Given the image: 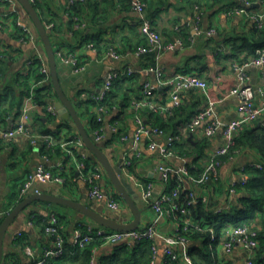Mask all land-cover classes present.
Returning <instances> with one entry per match:
<instances>
[{
	"label": "crops",
	"instance_id": "0c3cea01",
	"mask_svg": "<svg viewBox=\"0 0 264 264\" xmlns=\"http://www.w3.org/2000/svg\"><path fill=\"white\" fill-rule=\"evenodd\" d=\"M164 1L163 3L159 0H148L146 16L160 34L163 45L171 44L176 39H182L185 46L182 49L165 51L157 60L155 53L137 54V50L149 46V42L141 32L139 15L131 7L121 3V0H90L89 6L81 14L87 26L83 30H77L83 32L86 39L82 36H74L73 32L69 31L71 14L68 9V0H36L40 5L38 12L56 25L57 43L54 50L67 54L72 53L77 56L81 65L87 66L85 73L76 74L73 65L62 61L57 56L58 75L62 88L73 103L85 127H90L91 112H94L89 104H84L81 100L91 99L102 88L103 82L110 72L124 68L134 70V75L129 77L132 80L126 85L130 98L132 96L138 97L142 87L145 84H150L154 87V100L161 104L168 103V93L167 88L163 85V80L157 75V67L164 69L165 79L183 73L196 74L205 78L209 84L210 98L221 101L215 106L214 113L201 128L213 121L228 123L242 117L239 111L240 100L235 96H230L229 93L237 84L234 65L242 64L244 61L239 63L234 59L225 58L226 54L231 53V42L238 39V36L251 37L255 28L253 21L243 15L227 16L225 9L232 4L239 5V0ZM195 6L200 8L201 13L197 34L193 30ZM17 20L27 24L34 33H37L30 16L17 0H0V93L2 94L6 87L12 88L16 93L22 91L18 82L20 79L22 80L21 76L28 69V63L36 56L35 46L31 43L22 42L21 33L15 24ZM210 31L215 33L209 35L208 32ZM193 34H195L194 42H191L190 37ZM41 45L39 51L47 57L42 42ZM221 48H224L223 52L220 51ZM109 49L116 50L122 56L121 60L116 61L106 56L104 52ZM220 53L222 54L221 57H219ZM247 74L255 97L260 101V91L264 90V66L251 65L247 68ZM33 80L34 77L31 75L29 77L31 85ZM47 85L48 83L44 86ZM46 103H52L56 106L58 97L52 96L46 100ZM206 107L207 98L205 95L197 89H192L183 95V104L170 119V123L165 122V118L163 117L162 120V117L158 115L157 117L163 121L164 126L153 122V119L150 122L153 126L164 127L163 129L167 133L175 132L191 116ZM8 108L9 105L6 104L0 109V131L10 128L16 122L17 117L13 115V112L11 114L6 112ZM4 115L5 117H2ZM133 118V111L129 107L120 105V107L113 108L106 117L105 137L97 142L106 153L112 166L119 167V171L123 156L132 145V136L135 131ZM113 121L117 124V132H113L110 128ZM147 121L149 122L148 119ZM257 122L263 123L262 120ZM67 126L73 129L69 130ZM31 129L39 133L50 131L57 140L69 141L77 135L76 128L72 127L70 122L60 115L52 117L47 112H34L32 114ZM121 134L127 135L128 139L121 141L119 139ZM190 138L191 140H201L206 137L200 132L191 134ZM156 140L161 145L166 144V137H159ZM222 140L221 131L214 138L209 139L211 145L206 149L209 158ZM79 150L82 152L84 150L86 154L84 160L86 172L94 168L99 169L102 173L99 184L105 193L112 198L120 196L102 166L88 158V150L86 148ZM141 150L143 158L137 165V172L142 178L152 179L158 184L159 175L155 171L158 153L148 151L145 141L141 144ZM65 156V152L59 146L48 148L42 144H33L25 136H18L15 139H2L0 136V213L11 212L23 200L19 198V192L28 174L34 173L40 165L56 171L57 165L66 161ZM258 160L259 158L254 153L242 150L232 163L225 164L220 169L222 183L217 187H212L213 201H217L214 207H217L225 198V184L231 178V168L236 169L239 164ZM60 176L65 179L64 184L37 181L34 187L39 193L60 194L123 223L132 221V215L122 213L124 209L129 210L122 198L118 199L123 203L120 211L110 209L106 199L91 198L89 195L90 185L87 180L79 175L73 162L69 161V165ZM125 185L138 198L139 208L142 210L139 226L148 225L154 219L152 209L141 201L139 192L128 180L125 181ZM242 197L243 193L237 191L231 197V208H237ZM141 203L144 204L145 209L140 207ZM147 210L151 212V215H147L146 222L142 223L143 213ZM53 214L66 218L64 231L70 243L76 223L83 222L95 226L89 219L68 207L35 202L19 215L9 229L4 239L2 264H30L41 260L45 251L51 248L52 242L44 232V224L49 221ZM176 227L177 224L173 221H163L159 224L160 235L155 240L159 249L156 264L163 263L166 247L165 237L173 234ZM257 228L260 230L259 227ZM194 244L189 242L180 245L178 247L179 254L181 256L189 254V250ZM115 247L116 245H102L94 254L96 261L94 264H99L101 258L113 253ZM212 248L213 256L218 264H246L248 251L240 246H236L230 252L225 251L221 245L214 246L212 244ZM27 249L31 250L32 255L28 253ZM258 256L257 251L254 256V264H264V254L261 257ZM258 261L260 262L258 263ZM46 264L65 263L63 260L49 259Z\"/></svg>",
	"mask_w": 264,
	"mask_h": 264
},
{
	"label": "built area",
	"instance_id": "2783aa9c",
	"mask_svg": "<svg viewBox=\"0 0 264 264\" xmlns=\"http://www.w3.org/2000/svg\"><path fill=\"white\" fill-rule=\"evenodd\" d=\"M32 3L35 0H30ZM87 0H68V9L76 2L85 3ZM131 9L139 15L140 27L142 34L147 38L149 46L142 47L137 50V54H150L155 53L157 60L160 55L165 51H174L182 49L185 43L182 39H176L175 42L163 45L160 34L154 28L152 21L147 18L146 10L147 4L144 0H129ZM240 5H232L225 9L227 16L243 15L247 19L253 21L255 28L264 29V0H239ZM259 7L258 9L256 7ZM70 13V9H69ZM193 30L197 34L199 31L201 13L198 6L194 7ZM71 15H73L71 13ZM74 30H83L86 28L87 23L82 17H73ZM17 29L21 33L22 42L31 43L36 48V56L28 63V69L25 71L24 76L29 75L32 67H38L41 74L44 76L43 81L31 85L28 95L25 97L20 112L17 116L16 122L13 126L6 130L0 131L2 139H15L18 136H25L30 139L33 144H42L48 148L59 146L66 154V161L60 162L56 171L48 169L40 165L34 173L28 174L19 192V198L24 199L28 196L39 194V191L34 187L37 181L46 183L64 184L65 179L60 176L63 173L69 161L73 162L79 175L90 185L89 195L93 199H106L110 209L120 211L122 208L121 201L107 195L103 188L100 186L99 181L102 178V173L99 169L94 168L86 172V164L84 162L86 154L79 149H84L85 144L80 137L76 135L72 140H57L53 134L39 133L31 129L32 114L34 112L41 113L47 112L52 117H57L58 112L55 105L52 103L39 104L35 100V89L49 83L50 69L49 62L46 55L39 51L41 41L37 34L25 23L20 20L15 22ZM47 30H52L54 24L51 23L46 26ZM1 29V27H0ZM215 32H208L213 35ZM195 34L191 35L190 41L194 42ZM224 48L220 51L223 52ZM106 56L116 61H120L122 56L114 49H109ZM61 58L62 61L73 65L76 74L85 73L87 70L86 65H81L77 56L72 53L56 52V57ZM264 66V49L260 51L257 58L250 59L242 64H235L234 69L236 72L237 84L230 91V96H235L240 100L239 111L242 117L232 120L228 123L220 121H213L201 128L204 122L214 113L215 106L221 101L212 99L209 96V84L205 78L196 74H175L170 78L165 79V71L163 68L157 67V75L163 80V85L167 88L168 103L161 104L154 100L153 90L150 84H145L142 87L141 93L138 97L132 96L129 101V108L133 111L135 123V131L132 136V145L129 150L124 154L121 167L120 179L125 183L128 180L131 185L139 192L141 201L152 209L154 219L148 225L138 227L136 230L130 232H117L108 231L103 228H96L92 230L89 228L87 232L80 229H74L72 235V246L75 249L82 250L86 245L91 243L95 237L109 245H131L139 243L143 240H148L152 243V262L156 264L159 249L156 246L155 240L159 237L158 230L159 224L163 221L176 222L177 227L173 234L165 237L166 247L164 254L172 261H180L183 264H193V260L189 254L181 256L178 252V247L189 243V239L184 236L190 231H202L204 226L198 221L196 222L193 217L192 211L189 209L192 206L203 205L208 207L214 200V193L212 187H217L222 183L220 169L228 163H232L236 156H239L240 150H233L235 146V138L240 129L248 123L257 122L262 120L264 123V90L260 91V101L256 99L253 88L249 83V76L247 68L251 65ZM134 75V70L131 68H124L110 72L102 85V88L97 94L93 95L92 99L95 102L92 110L95 115V122L99 127L94 129L92 139L95 143L100 142L105 137V123L106 117L110 113V109L106 104V100L112 91L115 80L121 76L122 78H129ZM192 89L201 91L207 98V107L200 110L186 122L183 123L174 132L167 133L163 128L153 126L149 117L143 116V111L152 112L165 119L172 118L176 111L181 108L183 104V95ZM149 120V122L147 121ZM110 126L113 132H117V124L112 122ZM222 132V142L215 148L209 160L205 163L202 173L195 177L191 175L188 164L192 161L188 158L177 156L173 152L175 144L180 143L184 139H189L193 133L202 132L203 136L207 139L214 138L217 133ZM159 137H166V144L161 145L156 139ZM119 139L126 141L128 136L121 134ZM145 141V146L150 152L158 153V161L155 166V171L159 175L158 184L152 180L142 178L137 172V165L143 158L141 144ZM74 149H78L79 156ZM233 150V151H232ZM232 155H231V154ZM228 160L224 161L223 158L227 157ZM136 158L138 163L132 167L131 160ZM170 160L174 161L172 165ZM258 170L264 172V156L258 161H249L244 164H239L236 169L231 168L230 179L225 184L226 195L223 201L213 207V214L218 215L225 213L231 208V197L237 193L239 186L246 185L249 170ZM60 174V175H59ZM173 179L174 187L169 190L166 188L169 181ZM1 183V182H0ZM211 187V188H210ZM158 189V191H157ZM184 193L187 207L185 204L179 203L181 195ZM9 212L0 213V223L2 219ZM63 226L59 224L57 215L53 214L49 221L44 226V232L51 240V248L47 249L41 260L32 262L30 264H46L47 260H59L66 250L65 236L63 233ZM211 239L210 242L214 246L221 245L222 248L230 252L236 246L242 247L248 251L246 264H254V256L256 255L259 247V229L249 225H227L223 227L220 232L210 229ZM28 253L32 255L30 249ZM97 250L94 251V254ZM95 258L91 260L94 264Z\"/></svg>",
	"mask_w": 264,
	"mask_h": 264
},
{
	"label": "trees",
	"instance_id": "16d2710c",
	"mask_svg": "<svg viewBox=\"0 0 264 264\" xmlns=\"http://www.w3.org/2000/svg\"><path fill=\"white\" fill-rule=\"evenodd\" d=\"M147 1L148 0H144L146 4ZM159 1L163 3L165 2L164 0ZM89 2L90 0H87L85 3L76 2L72 7L69 8L70 14H73L71 15V23H69V31L73 32L74 36H82L84 39H86V36L83 34V32L74 30L73 17H81L82 12H84L85 9L89 6ZM121 3H124L131 7L129 0H121ZM33 5L37 9V11L40 9V5L38 4V2H36V0ZM39 14L45 27L53 23L52 21L45 19L44 16L41 15V13ZM55 26L56 25L54 24V28L52 30H48L53 47H55L57 43ZM231 43V53L229 55L226 54L225 58L234 59L239 63H242L243 61H249L252 58H257L260 55V51L264 49V29L259 30L257 28H254L251 37L246 38L244 36H238V39H234ZM56 52L57 51L55 50V53ZM221 55L222 54L220 53L219 57H221ZM29 75H32L34 77V83H40L44 79V76L41 74L38 67H32ZM21 78L22 80L20 79L18 85L21 86L22 91L16 93L12 88L6 87L4 93H0V109L3 107V105L8 104L9 108L6 112H9V114L13 112V115H15V117L18 116L23 99L28 95L31 89V82L29 81V77L23 75L21 76ZM49 80L50 83H48L47 86L43 85L35 89V100L41 105L46 104V100L48 98H51L52 96L57 97L55 89L52 85L51 78ZM130 80H132V78L125 79L121 76H119V78L115 80L112 91L110 92L106 100V104L108 105L110 111L117 106L120 107V105L127 108L129 107L130 95L126 88V85L129 84ZM81 102H83L84 104H89L90 107H92L95 103L92 98L87 99V101L81 100ZM142 115L149 117L150 121H152L153 119V122L160 123L164 126L163 121H161V119L163 120V118L159 119L156 114L152 112H145L142 113ZM2 117H5V115ZM170 119L171 118L164 119V121L170 123ZM38 120L40 121L41 119ZM67 127L69 130L73 129L70 126ZM98 127L99 124L95 122V115L91 112L90 127L88 128L86 126L85 128L89 135H92L94 129ZM160 127L164 128L162 126ZM42 133L52 134L50 131H42ZM174 133L176 134V132ZM210 145L211 142L207 138L201 140L184 139L180 143L174 145L173 152L179 157L188 158L192 161V164H188V167L190 169L191 175L197 177L202 173L205 163L209 160L206 149ZM233 150H244L251 152L252 154L254 153L259 159L263 157L264 123L259 124V122H256L245 124L240 129L235 138V146ZM74 151L79 156L80 152L78 151V149H74ZM229 156L230 155L224 157L223 160H228ZM131 162L132 167L130 168L132 169L133 166L138 163V160L136 158H133ZM170 162L172 163V165L175 164V162L172 160H170ZM247 176L248 180L246 185L239 186L237 189V191L243 193V197L240 200V205L237 208H231L225 213L214 215L212 213V209L217 204V201H213V203H211L208 207L203 205L192 206L191 208L189 207V209L193 213L194 220L196 222L199 221L200 223L202 221L201 224L204 226L202 231H190L189 233H186L184 235L189 239V242L195 243L189 250V255L193 260V264H218L212 252L213 248L210 242V229H213L214 231L219 233L220 230L227 225H249L256 228L259 227L260 247L258 249V257H261L264 254V172L251 169L247 172ZM172 187H174L173 179L169 181L166 188L169 190ZM185 198L186 197L183 193L181 195V198L179 199V203L185 204V206L187 207ZM115 199H121V196H117ZM57 217L59 219V224L64 228V226L66 225V218L60 216ZM95 226L79 222L76 223L74 229H80L87 232L89 228H91L92 230L100 228L96 224ZM63 233L65 236L66 250L64 252V255L56 261L63 260L65 264H91L94 251L98 250L103 245V242L95 237L93 241H91V243L84 247V249L79 250L73 248L72 243L68 241L64 230ZM163 258L164 259L162 264H183L180 261H172L166 255H164ZM152 259V243L148 240H143L139 243L134 244L133 246H129L126 244L117 245L113 253L101 258L99 264H151ZM259 262L260 261H258V263Z\"/></svg>",
	"mask_w": 264,
	"mask_h": 264
},
{
	"label": "water",
	"instance_id": "95a60500",
	"mask_svg": "<svg viewBox=\"0 0 264 264\" xmlns=\"http://www.w3.org/2000/svg\"><path fill=\"white\" fill-rule=\"evenodd\" d=\"M17 1L30 16L37 31L36 34L40 38V41L42 42L47 54L52 85L58 97V103L55 106L58 115H60L66 121L70 122V125L72 127L76 128L77 134L80 135L86 149L89 152L90 156L88 155V158L99 163L105 170L118 194L128 206L133 219L128 223H123L122 221H119L117 219L104 216L93 208L63 197L60 194L49 195L46 193H39L28 196L20 203H18L15 208L2 219L0 223V264H2L4 257V239L9 229L11 228L15 220L19 217V215L35 202H46L68 207L80 213L83 217H86L98 227L110 231L130 232L136 230L139 227L142 218V210L139 208L138 198L129 191L128 187L120 179L119 167H113L103 149L93 141L91 135H89V133L87 132L85 125L82 122L73 103L65 94L58 75L56 53L49 36V31L45 27L39 12L30 0ZM189 140H191V138H189Z\"/></svg>",
	"mask_w": 264,
	"mask_h": 264
},
{
	"label": "rangeland",
	"instance_id": "374dc122",
	"mask_svg": "<svg viewBox=\"0 0 264 264\" xmlns=\"http://www.w3.org/2000/svg\"><path fill=\"white\" fill-rule=\"evenodd\" d=\"M150 161H151V160H150ZM118 201H120V200H118ZM121 203H122V202H121ZM140 207H141L142 209H145V206H144L143 203L140 204ZM122 213H123V214H128V215L131 216L130 211L127 210V209H124V210L122 211ZM147 215H151V212H150L149 210H147V211H145V212L143 213V222H142V223H145V222H146V217H147ZM108 231H110V230H108Z\"/></svg>",
	"mask_w": 264,
	"mask_h": 264
}]
</instances>
